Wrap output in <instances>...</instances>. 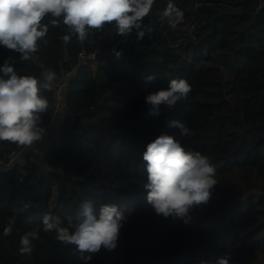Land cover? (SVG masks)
<instances>
[{
    "label": "trees",
    "instance_id": "1",
    "mask_svg": "<svg viewBox=\"0 0 264 264\" xmlns=\"http://www.w3.org/2000/svg\"><path fill=\"white\" fill-rule=\"evenodd\" d=\"M174 3L184 21L175 29L162 24L158 13L167 0H155L143 21L154 28L151 38L137 40L135 31L124 38L106 24L83 42L73 37L65 44L67 27L60 24L49 26L30 60L0 46V67L11 58L19 75L37 78L46 69L63 77L82 50L106 54L75 68L61 95L71 116L40 164L0 170V264H84L74 246L42 230L30 256L18 249L20 237L45 214L66 222L89 200L97 209L117 205L126 219L117 247L101 249L87 264H216L225 254L230 264H264V0ZM180 78L191 85L188 97L150 114L145 97ZM42 94L50 103L41 115L44 129L53 98L49 90ZM172 120L192 135L169 127ZM162 134L207 155L216 170L210 199L190 209L188 223L157 215L146 199L142 154ZM10 145L0 141V152ZM13 216V231L4 236Z\"/></svg>",
    "mask_w": 264,
    "mask_h": 264
},
{
    "label": "clouds",
    "instance_id": "2",
    "mask_svg": "<svg viewBox=\"0 0 264 264\" xmlns=\"http://www.w3.org/2000/svg\"><path fill=\"white\" fill-rule=\"evenodd\" d=\"M155 0H0V46L20 55L21 60H30L38 51V41L43 39L49 26L67 27L62 40L65 44L75 37L80 42L87 39L90 30L102 29L114 24L116 35L127 38L133 31L137 40L147 34L151 38L154 28L143 23L152 11ZM160 22L175 29L184 21V12L174 0H167L166 7L158 13ZM47 20V23L44 21ZM117 57L121 53H116ZM5 59L0 67V141H7L26 150L43 138L40 127L41 115L49 111L50 103L42 94L51 90L56 79L53 71H44L42 78L19 75ZM148 81L155 76L146 78ZM190 83L183 79H172L167 89H159L145 97L150 114L156 115L161 105L174 107L185 100L191 92ZM169 127H178L181 135L190 136L192 131L179 121L172 120ZM147 172V202L157 215L165 218L190 220L192 207L205 204L217 185L216 170L207 155L186 150L174 136L162 134L147 144L142 154ZM30 207L26 203L22 209ZM126 217L115 204H94L84 201L77 217L45 214L40 225L20 237L19 253L30 256L34 241L40 240L41 230L54 233L55 239L65 246H74L79 258L87 264L93 254L101 249L112 251L117 247L120 230ZM13 216L3 229L9 236L15 225ZM27 222L32 223L28 217ZM204 264V262H201ZM216 264H230L225 254L217 258Z\"/></svg>",
    "mask_w": 264,
    "mask_h": 264
},
{
    "label": "built area",
    "instance_id": "3",
    "mask_svg": "<svg viewBox=\"0 0 264 264\" xmlns=\"http://www.w3.org/2000/svg\"><path fill=\"white\" fill-rule=\"evenodd\" d=\"M78 57V66H83L88 63L89 60L93 59V54H86L83 50L80 51L77 55ZM75 68L66 72L63 77H56L53 86L51 88L50 93L53 98V108L50 113V119L46 126L53 123L58 113V110L61 106V95L64 89L68 86L69 78L73 76L75 73ZM45 71H52L51 69H46ZM71 113L65 110V118H70ZM45 126V127H46ZM44 127V128H45ZM52 139L48 141L43 147H37L35 144L33 147L28 148L26 150L17 148L16 145H10L3 149L0 152V170L9 169L12 167H17L18 170H21L22 165L25 162H29L34 165H39L41 159L45 156L47 150L49 149V145Z\"/></svg>",
    "mask_w": 264,
    "mask_h": 264
},
{
    "label": "crops",
    "instance_id": "4",
    "mask_svg": "<svg viewBox=\"0 0 264 264\" xmlns=\"http://www.w3.org/2000/svg\"><path fill=\"white\" fill-rule=\"evenodd\" d=\"M65 110L66 109L64 108V106L61 105L53 123L44 128L45 131L43 133V138L35 143L37 147H43L48 143L49 140H51L55 136L58 131L59 125L61 124L62 120L65 119Z\"/></svg>",
    "mask_w": 264,
    "mask_h": 264
},
{
    "label": "water",
    "instance_id": "5",
    "mask_svg": "<svg viewBox=\"0 0 264 264\" xmlns=\"http://www.w3.org/2000/svg\"><path fill=\"white\" fill-rule=\"evenodd\" d=\"M106 55L104 52L101 51V49H97L94 53H93V59L95 60H99L102 56Z\"/></svg>",
    "mask_w": 264,
    "mask_h": 264
},
{
    "label": "rangeland",
    "instance_id": "6",
    "mask_svg": "<svg viewBox=\"0 0 264 264\" xmlns=\"http://www.w3.org/2000/svg\"><path fill=\"white\" fill-rule=\"evenodd\" d=\"M92 66L94 67L95 65H94V64H92Z\"/></svg>",
    "mask_w": 264,
    "mask_h": 264
}]
</instances>
